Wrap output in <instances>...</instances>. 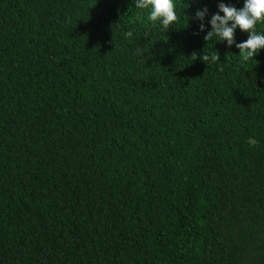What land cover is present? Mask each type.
<instances>
[{"label":"trees","instance_id":"trees-1","mask_svg":"<svg viewBox=\"0 0 264 264\" xmlns=\"http://www.w3.org/2000/svg\"><path fill=\"white\" fill-rule=\"evenodd\" d=\"M244 2L0 0V264H264V49L204 39Z\"/></svg>","mask_w":264,"mask_h":264},{"label":"clouds","instance_id":"clouds-1","mask_svg":"<svg viewBox=\"0 0 264 264\" xmlns=\"http://www.w3.org/2000/svg\"><path fill=\"white\" fill-rule=\"evenodd\" d=\"M135 7L140 10H148L147 22L151 25L159 24L164 32L180 20L174 0H136ZM220 13L223 15L221 16ZM207 14L206 7L195 13L196 19L201 21L200 32L205 30L203 20ZM209 23L211 31L204 37L206 42L213 41L215 37L218 38L215 41H226L227 45L231 47L235 44L234 33L237 28L242 33H248L246 41L235 44L243 62L253 60V57L258 55L261 49H264V34L256 31L257 24H264V0H245L243 8L239 10L232 5L219 3L218 12L212 15ZM124 35L125 38H131L132 32H126ZM148 35L149 33L145 34L146 37ZM137 52L142 57L145 53L141 47H138ZM191 57L194 61L197 59V54L193 53ZM199 58L206 65L216 64L219 61V55L214 50L210 54L204 53Z\"/></svg>","mask_w":264,"mask_h":264}]
</instances>
